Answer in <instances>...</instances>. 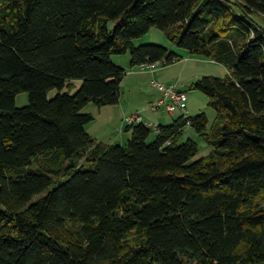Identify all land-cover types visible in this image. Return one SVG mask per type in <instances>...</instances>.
I'll list each match as a JSON object with an SVG mask.
<instances>
[{"label": "trees", "instance_id": "16d2710c", "mask_svg": "<svg viewBox=\"0 0 264 264\" xmlns=\"http://www.w3.org/2000/svg\"><path fill=\"white\" fill-rule=\"evenodd\" d=\"M153 28L227 67L192 84L216 120L99 142L83 110L119 103L112 56L179 61L135 44ZM0 264H264V0H0Z\"/></svg>", "mask_w": 264, "mask_h": 264}, {"label": "rangeland", "instance_id": "374dc122", "mask_svg": "<svg viewBox=\"0 0 264 264\" xmlns=\"http://www.w3.org/2000/svg\"><path fill=\"white\" fill-rule=\"evenodd\" d=\"M150 43L163 45L169 48L170 51L176 52L179 55V61L169 65L159 63L151 70L149 67H131L132 58L130 53L112 56L116 64L127 70L121 84L119 103L99 107L91 102L83 110L95 116L94 120L86 125V130L99 142L126 145L131 136V133L125 130L128 125L126 119L130 116L138 115L140 118L137 122L144 121L155 128L157 124L172 123L174 119L183 114L181 110L170 114L164 107L158 111L152 109L153 104L158 102L161 97V92L153 85L154 81L166 85L173 84L178 89L186 91L189 95L187 102L188 114L195 116L202 112L206 113L209 120V129L215 122L217 112L210 105L208 95L193 88L192 84L204 75L223 78L228 74L227 67L208 57L191 54L187 50L176 46L168 39L165 32L159 28H153L144 37L135 40L137 46ZM79 86L80 81H78L72 92H76ZM57 92V89L51 90L48 97H54ZM28 103L29 94L27 92L18 94L16 98L17 107L26 106ZM155 136L156 132L154 131L150 140L154 139ZM185 137H192L199 143L200 152L196 159L207 156L211 152L212 147L189 126L185 129Z\"/></svg>", "mask_w": 264, "mask_h": 264}, {"label": "built area", "instance_id": "2783aa9c", "mask_svg": "<svg viewBox=\"0 0 264 264\" xmlns=\"http://www.w3.org/2000/svg\"><path fill=\"white\" fill-rule=\"evenodd\" d=\"M156 64H146L143 65L142 68L149 67L153 70ZM153 85L161 92L160 99L152 106L153 110L158 111L160 108L164 107L170 114H174L177 110H181L184 116H189L187 108L189 95L186 91L178 89L176 85H166L158 81H154ZM139 118L138 115L130 116L126 119V122L132 124L137 122Z\"/></svg>", "mask_w": 264, "mask_h": 264}, {"label": "crops", "instance_id": "0c3cea01", "mask_svg": "<svg viewBox=\"0 0 264 264\" xmlns=\"http://www.w3.org/2000/svg\"><path fill=\"white\" fill-rule=\"evenodd\" d=\"M161 96V95H160ZM160 99V98H159ZM158 125V124H157Z\"/></svg>", "mask_w": 264, "mask_h": 264}]
</instances>
